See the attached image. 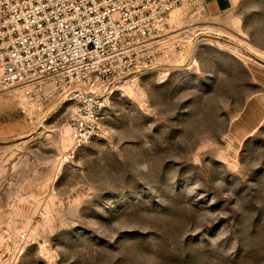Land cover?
Segmentation results:
<instances>
[{
	"label": "rangeland",
	"instance_id": "1",
	"mask_svg": "<svg viewBox=\"0 0 264 264\" xmlns=\"http://www.w3.org/2000/svg\"><path fill=\"white\" fill-rule=\"evenodd\" d=\"M205 3L171 12L81 146L64 89L0 94V264H264V119L232 135L260 91L264 0Z\"/></svg>",
	"mask_w": 264,
	"mask_h": 264
},
{
	"label": "built area",
	"instance_id": "2",
	"mask_svg": "<svg viewBox=\"0 0 264 264\" xmlns=\"http://www.w3.org/2000/svg\"><path fill=\"white\" fill-rule=\"evenodd\" d=\"M183 1L0 0V94L51 82L76 101L74 146L98 138L109 86L146 73Z\"/></svg>",
	"mask_w": 264,
	"mask_h": 264
},
{
	"label": "crops",
	"instance_id": "3",
	"mask_svg": "<svg viewBox=\"0 0 264 264\" xmlns=\"http://www.w3.org/2000/svg\"><path fill=\"white\" fill-rule=\"evenodd\" d=\"M240 0H206L205 6L211 13H223L233 9ZM254 69V78L260 86V91L251 101L247 112L238 122L234 123L232 135L248 134L264 119V70ZM241 136V135H240Z\"/></svg>",
	"mask_w": 264,
	"mask_h": 264
}]
</instances>
